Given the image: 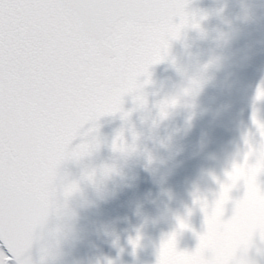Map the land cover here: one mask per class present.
Returning a JSON list of instances; mask_svg holds the SVG:
<instances>
[{
  "label": "snow or ice",
  "instance_id": "obj_1",
  "mask_svg": "<svg viewBox=\"0 0 264 264\" xmlns=\"http://www.w3.org/2000/svg\"><path fill=\"white\" fill-rule=\"evenodd\" d=\"M185 7V0H0V264H37L34 242H42L43 264L53 238L49 218L61 213V193L70 190L61 165L99 149L97 121L116 112L126 118V94L143 104L139 77L165 58ZM262 98L264 85L257 89ZM86 123L91 127L82 132ZM253 123L259 146L245 140L243 161L226 171L211 204L194 197L206 226L238 181L246 189L238 208L253 206L258 190L264 194L257 179L264 173V123L255 112ZM77 136L89 138L72 147ZM177 219L179 229L190 227ZM232 223L241 226L239 214ZM176 237L174 231L162 239L157 264H207L199 257L212 243L210 232L197 233L191 252L179 251ZM139 241L130 239L134 249Z\"/></svg>",
  "mask_w": 264,
  "mask_h": 264
},
{
  "label": "clouds",
  "instance_id": "obj_2",
  "mask_svg": "<svg viewBox=\"0 0 264 264\" xmlns=\"http://www.w3.org/2000/svg\"><path fill=\"white\" fill-rule=\"evenodd\" d=\"M242 4V11L235 19L239 20L240 23H248L253 19V11L248 0H242ZM226 6V0H218V6L210 10L198 8L189 10L186 5L184 23L177 33L168 39L164 58H170L172 66L175 67L181 77V81L154 102L155 112H153L151 108H148L146 89L149 85L155 84V81L148 70L146 75H141L144 77L143 80L140 79L141 76L139 77L137 89V95L143 97V104L135 102V108L126 111L127 117L122 118L127 122L133 110H140L142 113L141 122L148 125L149 138L152 139L154 147L150 148L143 142L144 133L135 130L134 126L129 128L130 140L125 137L124 128H121L112 140L111 147L113 142H115L116 147L115 149L112 147L115 156L111 161L84 164L78 177L66 173L64 183L65 186H70V190L61 193L63 209L56 216V222L51 227L53 238L44 258H56L61 254L60 243L62 241L74 242L79 238L74 225V218L77 213L71 207L70 201L79 198L80 207L93 206L97 200L106 201L118 194L121 182H126L128 174L125 172V167L130 160L142 159L144 167L151 173L157 174L161 169L167 168L169 162L183 151V146L177 141L180 130L169 129L165 122L169 121L177 109L181 107L189 109L190 120L191 107L200 90L204 85L214 82L216 74L224 70L233 61L234 57L229 50L232 42L239 37L241 29L232 20L224 18L223 13ZM211 16L219 17L223 26H214L211 29L205 27L204 22ZM188 30L196 32L194 39L190 40ZM195 39L211 41L212 47L206 58H202L199 53L191 51ZM173 40L182 43L184 54L188 58L187 63L182 62L179 56L170 53L171 41ZM257 120L264 123L258 118ZM189 126L190 123L186 121L184 131H187ZM162 127L165 129L163 134L160 131ZM246 139L249 140L247 134L243 137L245 146ZM161 149L163 151H160ZM247 150L246 146V150L238 147L234 151L231 168L241 155L244 158ZM91 155L92 153L85 157H91ZM85 157L78 161H72L81 163ZM178 163L180 162L177 161ZM109 182H112L111 188ZM240 182L243 181H238L234 187H237ZM85 184L92 187L95 200L87 196L83 187ZM245 190L244 188V192ZM230 193L229 199L224 203L219 216L206 226L204 232L211 233L212 243L201 249L199 258L207 264H264V194L258 190L257 202L253 206L238 208L237 202L243 199L244 193L235 200ZM229 201H233L232 212L231 215L226 216ZM238 214L241 218L240 227H236L232 223Z\"/></svg>",
  "mask_w": 264,
  "mask_h": 264
},
{
  "label": "flooded vegetation",
  "instance_id": "obj_3",
  "mask_svg": "<svg viewBox=\"0 0 264 264\" xmlns=\"http://www.w3.org/2000/svg\"><path fill=\"white\" fill-rule=\"evenodd\" d=\"M226 4L227 6L225 7L223 13L224 18L232 20L234 23L238 24L241 29L239 37L232 42L229 50L234 59L228 66H226L229 69L236 70V68H238L237 63L240 64L242 60L246 65L249 57H252L253 52L256 55L259 54L258 52H256L257 46H264V11L261 10L255 0H248V4L253 11V19L248 23H240V21L236 20L235 18L242 11V0H226ZM217 24V26H223L221 19L217 22ZM242 38L243 40L241 41ZM240 46H242L243 48L242 52L239 50ZM259 52V55L261 56L262 62L264 64V50L261 49ZM164 71L165 74L169 73L168 70ZM166 79L170 80L171 85H169L168 87L165 81L164 85H162L165 92L171 90L176 84L181 81V78L178 77H175L174 81L172 75L170 77L168 76ZM242 82V74L239 73L237 74V78L235 79L234 83L236 84ZM242 87H240V89ZM157 100L159 99L148 96V108H151L153 112H155L153 104ZM230 100L234 102V105L231 108H226L222 106V103L220 101L219 104H217L218 102L216 103L214 101L212 102V105H209L206 104L204 98L196 96L195 102L191 107L190 120L189 109L181 107L177 109L173 117L165 123L168 125L169 129L180 130V134L177 136V141L179 140V136L183 137L186 141L188 140V138H190V141L193 143V152H196L197 150H201L202 152L208 151L211 153L218 152L223 143L215 144V138H213V141H210L215 145L204 144L206 140H204V119L209 113V111L206 112L205 109L212 108V115L220 117L221 115L228 116L231 114L242 113L243 111L247 112L252 108L251 99L248 97L240 96L238 98L229 99V102ZM123 107H125L126 111H128L129 109H134L135 102L133 101V98H127L125 96L123 98ZM141 115L142 113L140 110H133L127 122L121 118L122 114H113L111 122L107 121L108 114L101 116L97 121V123L99 124L98 134L101 141L100 147L98 150L92 153L91 157H85L84 161L80 164H99L104 161H111L115 156V153L113 152L111 147L112 140L121 128H124L125 137L130 140L131 134L129 128L130 126H134L135 130L144 133V136L142 137L143 142L150 148L154 147L152 139L149 138L148 125L141 122ZM263 117L264 112L262 110V118ZM102 119L105 120L104 123L101 122ZM186 121L190 123V126L187 128V131H184ZM109 124H111V126H114L111 127L113 129L109 128ZM220 125H223V123H220ZM89 127H91V124L86 123L81 131L85 132ZM160 131L163 134L165 129L162 127ZM88 138L89 137L85 136H77L71 142V146L74 147L75 145L81 143L82 140ZM218 141L220 142V139ZM187 142H189V140ZM160 151L163 150L161 149ZM183 152L184 151H182L181 153ZM175 159L176 158H174V160ZM174 160L170 161L168 167L161 169L157 174L151 173L148 169L147 172H144L143 169L145 167L142 159L134 158L127 163L125 172L128 174V176L126 178V182L120 183L118 194L106 201L102 200V211L106 212V214L113 213V218L116 220L118 225L127 229L129 233L127 237L121 238L120 244L113 247V249L116 248L121 250H131L157 256L154 251L146 248L145 246L138 245L135 249L133 248V245L130 243V239H135L136 236L134 231L130 232L128 230L132 226V218L126 217L128 216L129 212L133 214L131 217H134L135 220L138 218L136 212H151L155 208H158L160 212H171L174 207L176 212H181V218L185 219L187 223L190 221L197 222L202 217L201 215L203 211L201 210L200 205L194 202V197L196 195H199L200 197H206L209 204H211L216 199L220 190V182H224L227 179H221L217 176V169L220 168V166H218V162H216V160L213 164H209L208 169H205L204 166L199 167V165H197V167L189 169V156L187 157V155L184 156L181 154L180 164H177V161H175L174 163ZM172 168H175V170H172ZM179 169L182 170L181 173ZM225 170L230 171L231 167H225ZM178 174H180V177ZM129 178H131L130 182ZM155 178H158L159 186H156V182L154 180ZM145 179H147L148 181L150 179H153L154 182H151L146 187V190L144 191L145 194H143L145 198H141V190L143 189L140 188L139 185H142V180ZM140 180L141 183L139 182ZM112 186V182H109V187L111 188ZM237 191V187H234L231 190L230 194L234 200L237 199ZM152 200L154 204L152 203ZM230 212H232V205L230 208ZM170 224L173 225L166 226L163 229L166 235L174 232V230H181L179 229L178 222L175 224L174 221H170ZM187 229L188 228L181 230L183 232L181 240L183 241H185L188 236ZM69 242L70 241L62 242L65 250L61 251V254L59 255L60 257L68 259L81 258L85 260H91L103 255L101 253H93L92 251L89 252L88 255H84L81 257L75 252H67L66 248L69 247ZM187 244L189 245L190 241L184 242L183 248L185 251L187 250Z\"/></svg>",
  "mask_w": 264,
  "mask_h": 264
},
{
  "label": "rangeland",
  "instance_id": "obj_4",
  "mask_svg": "<svg viewBox=\"0 0 264 264\" xmlns=\"http://www.w3.org/2000/svg\"><path fill=\"white\" fill-rule=\"evenodd\" d=\"M257 5L264 11V0H255ZM218 6V0H201L195 2L189 7V10L198 8L201 10H210L216 8ZM220 21L219 17L211 16L208 20L204 22L205 27L209 29L217 26V22ZM174 22H179V17L174 18ZM188 36L191 39L196 37V32L194 30H188ZM243 38L241 39V41ZM212 47L210 40H199L195 39V43L192 46L191 51L199 53L202 58H206L208 51ZM264 50L263 45H259L256 48V52L260 54V50ZM239 50L242 52V46L239 47ZM170 53L172 55H177L180 57L182 62L187 63L188 58L184 54V48L180 41L173 40L171 41ZM252 54V57H249L247 64L245 65L241 60L240 64L237 63L238 68L236 70H232L229 68H225L224 70L218 72L216 74V79L214 82L206 84L198 93L197 97L206 98L205 100H211L212 102L222 103L223 107L231 108L234 105V102L229 99L231 98H238L248 97L251 99L252 108H256L262 112H264V98L257 99V89L264 85V64L262 62V58L260 55ZM164 70H168L169 73L165 74ZM231 70V71H230ZM149 72L152 74V79L155 81V84L149 85L146 89L148 96L160 99L161 96L164 95L165 91L162 85H164L165 81L167 86L171 85L170 80L166 79L168 76L174 78L175 77L181 78L180 75L177 73L175 67L172 66L171 60L168 61L164 59L158 63L152 64L149 66ZM242 74V83H234L235 79L237 78V74ZM141 80L144 79L143 76L140 77ZM244 86V87H242ZM240 87H242L240 89ZM127 98L132 97L133 94H126ZM124 96V97H125ZM208 97V98H207ZM124 111L125 107H123ZM205 111H207L205 109ZM115 114V113H114ZM117 115L122 114L120 112H116ZM113 114H108L107 121L111 122ZM259 120L264 122V117L262 116L257 117ZM261 118V119H260ZM205 120V119H204ZM102 123L105 122L104 119L101 120ZM212 122L211 124H213ZM114 127L109 124V128ZM117 127V126H116ZM251 130L252 133L258 135V139L261 142L262 137L260 136L259 130L256 124L251 123ZM113 129V128H111ZM222 130V128H220ZM205 134V132H204ZM232 137V136H231ZM230 135H225L220 138L219 144L223 143L220 150L216 152L214 159L212 157H205L204 151L197 150L193 152V143L188 138L189 142L184 140L183 137L179 136L178 143L183 146V153L182 155L189 156V169L197 167V165L204 166L205 169H208L210 163H214L215 160L218 162V166L220 168L217 169V176L221 179L227 178L225 173V167L230 166L232 164V156L234 151L236 150L235 147L231 145L233 138ZM234 142V141H233ZM259 143L253 144L254 147H258ZM229 144V145H228ZM227 145V146H226ZM181 154L177 155L174 160L180 162ZM204 156V157H203ZM253 159L254 156L252 157ZM251 159V162L254 160ZM238 162V161H237ZM180 164V163H178ZM83 167L82 164L74 162L72 160L65 161L60 168V173H68L73 177H78L80 175V170ZM175 168H172V170ZM144 172H147V169H143ZM181 173V169H179ZM180 177V174H178ZM258 183L260 184L261 188H264V173L258 175ZM156 186H159L158 178L154 179ZM153 179L149 181L147 179L142 180V185H139L142 188V197L145 198L143 194L146 190V187L151 183L154 182ZM141 183V180L139 181ZM87 196L90 199L95 200V193L91 186L83 185ZM237 198L241 197L244 193V185L243 182L237 186ZM234 200V199H233ZM233 201H229L227 204V215H231L230 208L231 203ZM152 203L154 204L153 200ZM71 207L75 209L77 215L74 218V225L75 229L79 234V238L74 242H69V247H67V252H75L79 256L88 255L89 252L97 253V254H104L107 251L111 250L113 247L118 246L120 244V240L123 237H127L129 234L127 229L119 226L116 220L113 218V213H108L102 211V200H97L96 204L90 207H80L79 198H74L70 201ZM181 212H176L175 208L173 207L171 212H160L158 208L153 209L151 212H136L138 216L137 219L134 220V217H131L133 214L131 212L128 213L127 218H132V226L128 230L131 232L134 231L135 236H140V246H145L150 250L154 251L155 254L158 256L159 247L161 244L162 239L166 238V234L164 233V228L170 224V221H174L175 224L178 222V217L181 218ZM123 214V213H122ZM202 217L199 221H190L188 224L190 227L187 229L188 236L183 240L177 241V249L179 251H185L183 248L184 242L190 241V244H187L188 252L194 251L197 244L198 238L197 233H202L206 229V225L204 223V213L202 212ZM125 217V216H123ZM136 218V217H135ZM128 220V219H127ZM122 230V231H121ZM60 246L61 243H60ZM61 251H64L65 248L60 247Z\"/></svg>",
  "mask_w": 264,
  "mask_h": 264
},
{
  "label": "water",
  "instance_id": "obj_5",
  "mask_svg": "<svg viewBox=\"0 0 264 264\" xmlns=\"http://www.w3.org/2000/svg\"><path fill=\"white\" fill-rule=\"evenodd\" d=\"M195 1L198 0H185V3L187 7H189ZM53 224L54 216H51L49 218L48 227L51 228ZM41 243L42 242H34L30 249L32 259L34 262H37V264H39L41 258ZM109 261H112L113 264H157V259L152 256L120 250H114L108 255L94 261H66L58 258H51L49 261V257H45L43 264H108Z\"/></svg>",
  "mask_w": 264,
  "mask_h": 264
},
{
  "label": "trees",
  "instance_id": "obj_6",
  "mask_svg": "<svg viewBox=\"0 0 264 264\" xmlns=\"http://www.w3.org/2000/svg\"><path fill=\"white\" fill-rule=\"evenodd\" d=\"M206 104H211L210 100H206L205 101ZM210 111H212L210 109ZM255 112L257 117L261 116V111L253 108L252 110H249L247 112L243 111L242 113H238V114H231L228 116H221L220 117H212V115H210L208 118H206V123H212L214 122L215 125H219L218 123H223L225 124L226 128L228 130L232 129L231 131L235 132V144H237V146L242 147L244 145L243 143V137L245 134L248 135L249 140L252 144L255 143H259L260 139H258V135L254 134V132L252 133V128H251V123H252V119H253V113ZM261 119V118H260ZM207 140H213L212 136L209 135ZM207 143H212V142H207ZM250 159H253L252 157H250ZM240 161H243V156L241 155L239 157ZM254 160V159H253Z\"/></svg>",
  "mask_w": 264,
  "mask_h": 264
}]
</instances>
